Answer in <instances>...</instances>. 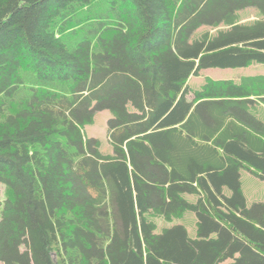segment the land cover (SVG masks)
Returning <instances> with one entry per match:
<instances>
[{
	"label": "trees",
	"instance_id": "16d2710c",
	"mask_svg": "<svg viewBox=\"0 0 264 264\" xmlns=\"http://www.w3.org/2000/svg\"><path fill=\"white\" fill-rule=\"evenodd\" d=\"M263 63L264 0H0V263L264 264V76L189 83Z\"/></svg>",
	"mask_w": 264,
	"mask_h": 264
},
{
	"label": "rangeland",
	"instance_id": "374dc122",
	"mask_svg": "<svg viewBox=\"0 0 264 264\" xmlns=\"http://www.w3.org/2000/svg\"><path fill=\"white\" fill-rule=\"evenodd\" d=\"M243 10V11H247ZM251 12L248 14L247 18H255L254 9H250ZM254 11V12H253ZM241 12V11H240ZM244 16L243 12H241ZM244 75H263L264 76V63L263 64H252L246 68H209L204 69L199 72V75H193L190 78V85L199 86L204 82L206 77L212 79H223V80H239L241 76ZM261 105L263 106L261 108ZM253 114L257 115L259 118L264 119V104H256L255 108L252 109ZM110 118V114L107 111L98 112L95 115L94 122L92 125L87 126L84 130L85 135L88 137H95L100 141L101 149L105 153H112L111 146L109 145L107 134H106V125L107 120ZM241 189L243 195L246 199L247 207H251L252 204L261 202L264 203V180L255 176L253 173L242 170L240 177ZM195 200V198H193ZM195 215L192 212H187L184 215V218L181 220V223L185 225L189 237L194 238L196 235V226H195ZM166 224V223H165ZM170 224H166L169 226ZM2 264V263H0Z\"/></svg>",
	"mask_w": 264,
	"mask_h": 264
}]
</instances>
